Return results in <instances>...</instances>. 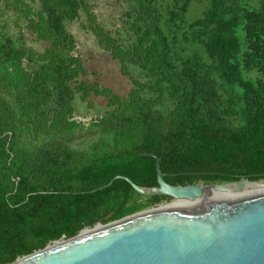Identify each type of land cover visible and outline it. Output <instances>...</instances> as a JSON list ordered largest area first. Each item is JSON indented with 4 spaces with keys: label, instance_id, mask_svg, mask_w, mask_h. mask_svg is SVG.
I'll list each match as a JSON object with an SVG mask.
<instances>
[{
    "label": "trees",
    "instance_id": "trees-1",
    "mask_svg": "<svg viewBox=\"0 0 264 264\" xmlns=\"http://www.w3.org/2000/svg\"><path fill=\"white\" fill-rule=\"evenodd\" d=\"M201 2L132 0L113 31L87 0H0V264L172 201L102 188L157 187V159L172 186L264 180V0H205L190 17ZM81 13L126 96L90 79L66 26ZM92 97L101 114L76 120Z\"/></svg>",
    "mask_w": 264,
    "mask_h": 264
},
{
    "label": "water",
    "instance_id": "water-1",
    "mask_svg": "<svg viewBox=\"0 0 264 264\" xmlns=\"http://www.w3.org/2000/svg\"><path fill=\"white\" fill-rule=\"evenodd\" d=\"M251 177L172 186L165 182L157 159V187H141L116 176L102 188L123 179L142 196L186 201L107 224L100 220L11 264H264V183ZM251 188L259 190L244 192Z\"/></svg>",
    "mask_w": 264,
    "mask_h": 264
},
{
    "label": "rangeland",
    "instance_id": "rangeland-1",
    "mask_svg": "<svg viewBox=\"0 0 264 264\" xmlns=\"http://www.w3.org/2000/svg\"><path fill=\"white\" fill-rule=\"evenodd\" d=\"M162 5H165L169 0H159ZM201 3H195L191 6L190 17L195 18L200 15L205 0H201ZM132 0H87V3L92 6V10L97 17L98 24L106 27L109 30H120L122 25L120 19L124 12L130 8ZM5 21L9 25V32L15 37H18V33L24 35V42L28 48L35 49L37 51L43 50L44 44L34 40V37L28 33L23 27L15 28L13 20L11 18L4 17ZM86 16L81 13L78 20L73 23L67 24V29L76 41L77 51L80 54L85 67L96 74V76L90 77V79L98 80L99 85L103 88H108L114 93L126 96L131 88L132 84L129 79L123 77L119 71V66L116 62L112 61L110 55L100 49L96 43L95 38L87 29ZM138 77V73L133 72ZM92 108H88L86 104L81 103L78 98L74 101L75 116L74 118L81 122H89L92 118L101 114L104 109L105 102L100 98L92 97ZM264 183V180L261 181ZM183 200L181 202H184ZM178 201L167 202L159 205L158 207L165 205H174ZM157 208V207H155Z\"/></svg>",
    "mask_w": 264,
    "mask_h": 264
},
{
    "label": "bare ground",
    "instance_id": "bare-ground-1",
    "mask_svg": "<svg viewBox=\"0 0 264 264\" xmlns=\"http://www.w3.org/2000/svg\"><path fill=\"white\" fill-rule=\"evenodd\" d=\"M253 190H259V189H255V188H251V189H246L244 192H246V191H253ZM234 193H236V192H222V193H215V192H213L212 194L214 195V196H221V195H228V194H234ZM181 201H183V200H178V203L179 202H181Z\"/></svg>",
    "mask_w": 264,
    "mask_h": 264
}]
</instances>
